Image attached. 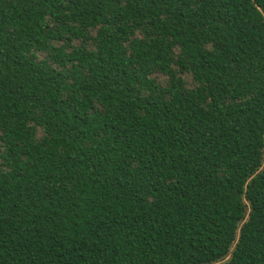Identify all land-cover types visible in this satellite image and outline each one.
I'll use <instances>...</instances> for the list:
<instances>
[{
  "label": "trees",
  "instance_id": "trees-1",
  "mask_svg": "<svg viewBox=\"0 0 264 264\" xmlns=\"http://www.w3.org/2000/svg\"><path fill=\"white\" fill-rule=\"evenodd\" d=\"M0 264H264V0H0Z\"/></svg>",
  "mask_w": 264,
  "mask_h": 264
},
{
  "label": "rangeland",
  "instance_id": "rangeland-1",
  "mask_svg": "<svg viewBox=\"0 0 264 264\" xmlns=\"http://www.w3.org/2000/svg\"><path fill=\"white\" fill-rule=\"evenodd\" d=\"M158 79H159V81H161V82H164V81H165V79H164L162 76H160Z\"/></svg>",
  "mask_w": 264,
  "mask_h": 264
}]
</instances>
